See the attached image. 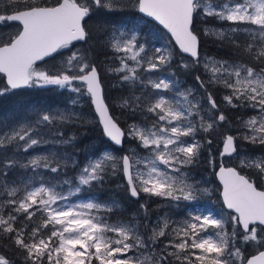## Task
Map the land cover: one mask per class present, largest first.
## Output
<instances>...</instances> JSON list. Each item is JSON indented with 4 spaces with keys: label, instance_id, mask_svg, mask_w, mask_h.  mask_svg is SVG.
<instances>
[{
    "label": "snow or ice",
    "instance_id": "1",
    "mask_svg": "<svg viewBox=\"0 0 264 264\" xmlns=\"http://www.w3.org/2000/svg\"><path fill=\"white\" fill-rule=\"evenodd\" d=\"M27 89L58 102L0 116V264H264V0H0Z\"/></svg>",
    "mask_w": 264,
    "mask_h": 264
},
{
    "label": "trees",
    "instance_id": "2",
    "mask_svg": "<svg viewBox=\"0 0 264 264\" xmlns=\"http://www.w3.org/2000/svg\"><path fill=\"white\" fill-rule=\"evenodd\" d=\"M121 17V16H116ZM132 18V17H131ZM133 19V18H132ZM128 20L129 22L133 20ZM104 49L103 48H97V58L99 60H102L104 58ZM207 51L209 55H223V53H219L216 47V44L212 42V40L208 41L207 44ZM182 80H186L187 84H192V79L190 77H185L181 75ZM25 95L23 96H16V95H9L7 98H0V116L7 115L9 113H15L17 116L21 115L23 113V110L26 106L32 105V104H48V105H55L57 101V96L55 93L47 92L45 90L41 89H27L24 90ZM117 93L113 92V95H116ZM84 110L88 111V106H84ZM68 132H76L77 135L81 132H85L86 128H74L70 127L66 129ZM98 133L88 131L86 135L81 136L78 140V147L80 149H84L86 147L90 148L92 146H98L100 144L99 139H96V136ZM199 176L203 178L209 179L210 173L208 171H204V166H201L200 169L197 170ZM212 178V177H211ZM218 183V182H217ZM116 195L118 199L122 197V193L112 191H106L102 194L103 198H107L108 196ZM211 200H213V203L220 202L218 198V194H215L212 196ZM211 203V204H213ZM125 207L127 208L128 205L126 204ZM134 208H129V212L133 211Z\"/></svg>",
    "mask_w": 264,
    "mask_h": 264
},
{
    "label": "rangeland",
    "instance_id": "3",
    "mask_svg": "<svg viewBox=\"0 0 264 264\" xmlns=\"http://www.w3.org/2000/svg\"><path fill=\"white\" fill-rule=\"evenodd\" d=\"M115 19L117 20V21H124V22H126V23H138L137 21H131V22H129L128 20H131L132 18H131V16H129V15H124V16H121V17H115ZM133 20V19H132ZM188 84H190V83H188ZM209 173V172H208ZM207 179V178H206ZM209 179H211V176L209 175ZM215 194H213V196H214ZM209 203V206L210 207H215V208H217V209H219L220 207H221V203L220 202H216V203H213V200H211V201H209L208 202ZM211 203H213V204H211Z\"/></svg>",
    "mask_w": 264,
    "mask_h": 264
}]
</instances>
